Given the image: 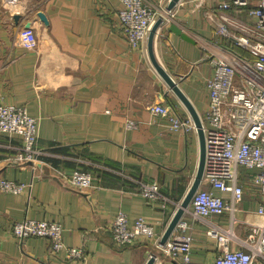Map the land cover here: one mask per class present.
<instances>
[{"label":"crops","instance_id":"0c3cea01","mask_svg":"<svg viewBox=\"0 0 264 264\" xmlns=\"http://www.w3.org/2000/svg\"><path fill=\"white\" fill-rule=\"evenodd\" d=\"M168 1L148 0L154 19H163L153 54L203 117L211 60L232 51L234 43L215 25L218 4L228 0H203L200 7L178 0L167 9ZM120 8L119 0H0V102L23 105L37 118V146L45 150L37 160L18 163L13 157L22 137L0 131V177L29 183L21 193L0 191V264H145L150 256L153 264H179L154 240L117 245L111 237L110 223L122 209L129 220L143 217L155 224L160 242L199 158L196 128L171 130L167 115L150 109L165 104L190 117L153 67L146 40L140 48L129 47ZM227 12L246 16L234 7ZM172 22L193 41L169 31ZM128 120L135 125L127 127ZM74 170L89 172L93 186L83 191L67 186L59 173ZM238 171L243 192L234 219L225 212L209 220L231 230L230 248L246 249L242 241L264 216L257 213L261 196L250 182L253 170ZM151 181L170 198L164 206L141 195L140 184ZM24 217L60 222L65 247H81L83 255L53 253L43 236L18 242L11 226ZM182 217L189 219V212ZM207 229L204 220L193 221L190 264L209 262L220 252Z\"/></svg>","mask_w":264,"mask_h":264},{"label":"built area","instance_id":"2783aa9c","mask_svg":"<svg viewBox=\"0 0 264 264\" xmlns=\"http://www.w3.org/2000/svg\"><path fill=\"white\" fill-rule=\"evenodd\" d=\"M119 1L118 18L123 35L130 48H140L155 20V12L148 0ZM189 1L194 7L203 3V0ZM231 7L238 12L245 10V18L229 14L227 10ZM217 9V32L245 48L253 59L229 50L211 60L213 72L205 81L207 107L204 116H200L204 132V166L200 185L184 210L189 212L190 218L184 219L182 215L170 236L161 244L155 224L142 217L129 220L126 212L119 209L110 223V232L117 245L130 244L139 238L154 240L167 257L179 264H190L194 240L192 223L204 220L208 227L206 234L216 239L220 252L213 260L202 264H257V260H264V220L255 225L242 241L246 246L243 249L230 248L227 243L233 237L231 230L209 218L228 212L230 220L234 219L236 203L242 199L243 192L239 183V166L253 170L250 182L258 188L261 196L257 213L264 216V0L222 1ZM150 109L166 114L171 130L186 133L196 128L191 117L182 118L165 104H152ZM37 123V118L23 105L0 102V131L22 137L14 161H34L45 152L37 146ZM134 125L132 120L126 123L127 127ZM59 174L67 186L76 190L93 186L89 172L74 170ZM28 186L29 183L0 177L2 192L21 193ZM224 192H229L228 198ZM140 193L150 202L160 201L162 206L170 201L157 181L142 182ZM63 231L60 222L29 217L14 221L11 226L18 242L30 236H43L49 239L53 253L64 249L66 258H80L82 248L65 247Z\"/></svg>","mask_w":264,"mask_h":264},{"label":"water","instance_id":"95a60500","mask_svg":"<svg viewBox=\"0 0 264 264\" xmlns=\"http://www.w3.org/2000/svg\"><path fill=\"white\" fill-rule=\"evenodd\" d=\"M177 1L178 0H169L167 4V9H171ZM37 15L44 23L46 24L48 23V20L43 12L38 11ZM15 17H17V15H15ZM162 20H163L162 17L156 18L152 22L149 28V31L146 37L147 53H148L149 59L153 67L155 68L156 72L161 76V78L163 79L167 87L181 100L183 105L186 107L191 119L194 122V125L196 127V132L198 135V140H199V158H198L197 168L195 171L193 181L189 189L187 190L186 194L184 195L183 199L181 200L179 206L176 208L175 212L173 213L164 232L162 233L161 238H160L161 244H163L167 240V238L170 236L176 223L178 222L180 217L183 215L185 208L189 205L194 192L199 187L201 178H202L204 158H205L204 132L202 129V122H201L200 116L197 110L194 108L193 104L190 102V100L187 98V96L184 94V92L179 87L178 82L175 80V78L162 65H160L157 62L153 54L154 36H155L157 28L162 23ZM168 30L179 35L181 38L187 41H190V42L193 41L192 38L176 23H173V22L170 23L168 26ZM153 261H154V257L150 256L145 264H153Z\"/></svg>","mask_w":264,"mask_h":264},{"label":"trees","instance_id":"16d2710c","mask_svg":"<svg viewBox=\"0 0 264 264\" xmlns=\"http://www.w3.org/2000/svg\"><path fill=\"white\" fill-rule=\"evenodd\" d=\"M232 51L240 56H243L249 60H252L253 59V56L244 48H241L239 46H237L236 44H232V47H231Z\"/></svg>","mask_w":264,"mask_h":264},{"label":"rangeland","instance_id":"374dc122","mask_svg":"<svg viewBox=\"0 0 264 264\" xmlns=\"http://www.w3.org/2000/svg\"><path fill=\"white\" fill-rule=\"evenodd\" d=\"M84 190H86V189H84ZM82 191H83V190H82ZM187 207H188V206H187ZM187 207H186V208H187ZM142 218H143V217H142Z\"/></svg>","mask_w":264,"mask_h":264}]
</instances>
